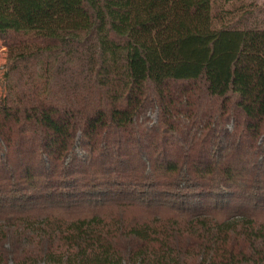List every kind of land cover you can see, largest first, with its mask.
I'll return each mask as SVG.
<instances>
[{
	"label": "trees",
	"instance_id": "trees-1",
	"mask_svg": "<svg viewBox=\"0 0 264 264\" xmlns=\"http://www.w3.org/2000/svg\"><path fill=\"white\" fill-rule=\"evenodd\" d=\"M226 1L0 0V264H264V27Z\"/></svg>",
	"mask_w": 264,
	"mask_h": 264
},
{
	"label": "rangeland",
	"instance_id": "rangeland-1",
	"mask_svg": "<svg viewBox=\"0 0 264 264\" xmlns=\"http://www.w3.org/2000/svg\"><path fill=\"white\" fill-rule=\"evenodd\" d=\"M241 2L243 5H241ZM225 10L223 21H228L232 17L239 15L241 9H248L254 12V20L264 27V0H229L223 3ZM221 21L214 22L219 25ZM6 49L0 40V99L5 93L6 87Z\"/></svg>",
	"mask_w": 264,
	"mask_h": 264
}]
</instances>
